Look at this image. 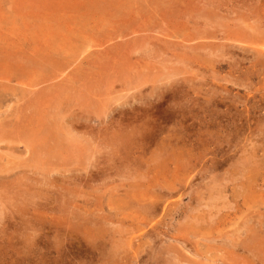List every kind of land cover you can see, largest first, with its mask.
<instances>
[{
  "label": "rangeland",
  "instance_id": "obj_1",
  "mask_svg": "<svg viewBox=\"0 0 264 264\" xmlns=\"http://www.w3.org/2000/svg\"><path fill=\"white\" fill-rule=\"evenodd\" d=\"M249 263L264 0H0V264Z\"/></svg>",
  "mask_w": 264,
  "mask_h": 264
},
{
  "label": "bare ground",
  "instance_id": "obj_2",
  "mask_svg": "<svg viewBox=\"0 0 264 264\" xmlns=\"http://www.w3.org/2000/svg\"><path fill=\"white\" fill-rule=\"evenodd\" d=\"M261 53H262V52H261ZM14 120H15V119H14ZM40 129H41V128H40ZM42 129H43V128H42ZM42 129H41V131H42ZM34 132H35V131H34ZM42 133H43V132H42ZM45 139H46V138H45ZM45 139H44V140H45ZM40 141H41V140H40ZM43 142H44V141H43ZM249 261H250V260H249ZM249 264H250V263H249ZM254 264H255V263H254Z\"/></svg>",
  "mask_w": 264,
  "mask_h": 264
}]
</instances>
